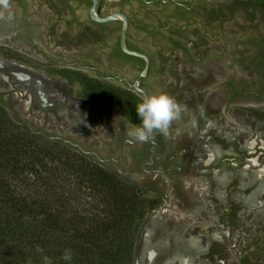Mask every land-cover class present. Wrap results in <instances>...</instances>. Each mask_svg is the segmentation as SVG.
Instances as JSON below:
<instances>
[{
  "label": "flooded vegetation",
  "instance_id": "af4514ba",
  "mask_svg": "<svg viewBox=\"0 0 264 264\" xmlns=\"http://www.w3.org/2000/svg\"><path fill=\"white\" fill-rule=\"evenodd\" d=\"M202 2L207 1L118 0L111 3L118 6L116 11L103 14L102 8L106 1L101 0L98 15L122 12L128 17L127 47L147 54L151 60L149 73L140 83V87L147 94L155 92L156 78L165 76L164 79L169 81L168 77L171 76L170 82L176 88L179 87L181 92L190 95L192 100L202 101L198 103L199 106L195 105L194 109V134L197 135V143L210 152V157H207V160L202 157L200 164L212 165V169L205 172V178L210 184L211 195L221 198L219 224L233 226L235 221L247 224L249 213L261 214L264 218V44L257 43L253 45V51L239 54L242 59L238 62L240 66H232L236 63L231 57L221 61L224 65L219 74L207 67L210 62L206 59L215 55L211 47L201 46L186 34L190 16L202 10ZM7 5L5 7L0 3V81L8 89V81L12 80L14 87L6 91L0 90V95L7 101L6 106L13 116L17 115L12 113L10 99L13 96L10 94H15L16 90L17 99L21 102L29 100L33 106L39 103L45 110L52 108L60 111V99L63 96L54 91L50 77H53L54 73L65 82L75 79L81 87V102L89 104L91 102L82 93V88L91 78L101 83L114 84L119 88H132L130 84L136 79L144 61L136 56L124 57L117 51V48H120V32L110 45L107 59L119 69L134 70L137 73L135 79L131 81L129 76L120 71L108 73L101 69L100 57L95 59L89 56L87 47L93 50L94 46H97L103 51L107 44L110 22L120 23L121 31V21L99 23L90 17L91 0H7ZM124 6L130 7L129 11H126ZM134 6L146 10L160 8L159 11L167 18L166 27L150 23L144 17L131 12ZM133 29L150 38V47H144L136 38H131L130 32ZM57 34L62 37L58 38ZM49 44H53L54 49H65L68 54L62 56ZM170 53L182 54L185 61L181 63L194 70L187 73L180 71L178 63L168 61L167 55ZM225 53L223 50L220 57ZM183 77H186V83H182ZM214 95L224 102L219 114L206 107L207 101ZM100 106L106 109L103 105ZM229 112L235 114L240 122L232 118ZM51 135L103 163V159H99L78 142L62 135ZM261 224L262 222L258 221V226ZM179 242L181 250L189 254L187 257H195L198 264H213L207 261V257L213 259L219 256L216 248L207 249V257H204L202 262L197 259L199 254H202L201 250L192 246L184 237ZM163 246L166 252L160 248L156 253L153 248V254L158 257L149 256L142 263L138 255L135 264H155L153 259L162 261L175 253L169 250L166 243Z\"/></svg>",
  "mask_w": 264,
  "mask_h": 264
},
{
  "label": "trees",
  "instance_id": "16d2710c",
  "mask_svg": "<svg viewBox=\"0 0 264 264\" xmlns=\"http://www.w3.org/2000/svg\"><path fill=\"white\" fill-rule=\"evenodd\" d=\"M82 89L91 103L139 123L134 89L92 78ZM6 105L0 95V264H135L145 220L161 203ZM67 249L70 262L62 259Z\"/></svg>",
  "mask_w": 264,
  "mask_h": 264
},
{
  "label": "water",
  "instance_id": "95a60500",
  "mask_svg": "<svg viewBox=\"0 0 264 264\" xmlns=\"http://www.w3.org/2000/svg\"><path fill=\"white\" fill-rule=\"evenodd\" d=\"M101 0H91L90 17L99 23L110 21H121L120 23L110 22L108 24L107 44L103 51L99 47H87L89 50L90 58L100 57V67L106 72L120 71L125 73L131 78L135 79L137 73L125 68H117L108 62L107 54L110 45L114 43L119 35V45L121 50L131 56H136L144 61V65L138 73L136 79L130 84L140 94H147V92L140 87L141 81L148 75L151 60L149 56L137 50H133L126 45V36L129 29V19L122 12H112L106 16L98 15V7ZM106 3L102 8V13L106 14L109 11H116L118 6L111 4L118 0H105ZM200 4L202 10L197 14L190 16V25L187 27L186 34L190 35L192 39L196 40L201 46L208 45L214 52L212 58H207L206 61L210 62L206 66L214 69L215 71L222 72L221 61L233 58L236 67L240 66L238 62L241 53L245 51H253V45L261 42V36L264 34V7L255 3L232 0H206ZM111 4V5H110ZM126 11L130 7L124 6ZM171 7H169V10ZM160 8H150V10L141 9L137 6L133 7L131 12L137 14L139 17H144L148 22L159 24L166 27L167 18L159 11ZM168 10V11H169ZM46 11V10H45ZM167 11V10H166ZM172 19V18H171ZM168 30V29H167ZM131 38L139 41V44L144 47H150V38L145 37V34L136 32L134 29L130 32ZM58 38L61 35H56ZM258 41V42H255ZM264 44V43H260ZM52 49L55 47L49 44ZM154 48V47H153ZM152 48V50H153ZM249 48V49H248ZM155 49V48H154ZM58 50L62 56L68 53L65 49ZM156 50V49H155ZM226 51L224 56L220 57L222 51ZM230 56V57H227ZM168 61L178 63L180 71L187 73L193 71L187 65L181 62L185 61V57L180 53H170ZM180 62V64H179ZM230 69V68H228ZM186 75V74H185ZM165 76H159L154 80L156 91H164L169 95L175 97L186 109L182 118L174 121L169 129L167 137L154 133L146 142L129 143L127 136L128 129L132 123L125 117L120 118L119 112H106L105 109L96 104H85L88 109V120L86 135L75 139L74 141L81 144L85 149L91 151L99 159H103V163L114 171L129 180L136 183L148 182L143 174H158L159 180L179 181L184 163L182 154L185 150L189 139L194 140L195 128V105L202 101L192 100L186 93L181 92L179 87L176 88L173 83L164 79ZM186 77L182 78V83H186ZM174 82V81H173ZM76 100H81L76 98ZM83 102V101H82ZM223 100L218 96H212L207 101L206 107L219 111L222 108ZM198 104V106H199ZM199 108V107H196ZM241 220V218L239 219ZM258 218H248V223L234 222L232 231L255 236L257 241L262 238L258 243H250V248L264 250V219H259L262 224L258 226ZM149 225H144V228H150ZM143 235V231L141 232ZM144 244V243H143ZM143 247V246H142ZM142 247L141 253H142ZM148 253H154L153 248L151 251L147 249ZM145 253V252H144ZM141 260V259H140ZM137 264H141L137 262Z\"/></svg>",
  "mask_w": 264,
  "mask_h": 264
},
{
  "label": "rangeland",
  "instance_id": "374dc122",
  "mask_svg": "<svg viewBox=\"0 0 264 264\" xmlns=\"http://www.w3.org/2000/svg\"><path fill=\"white\" fill-rule=\"evenodd\" d=\"M49 69L55 70L54 68ZM50 77L54 91L63 96L60 99V111L52 110V108L45 110L39 103L33 106L29 103V100L21 102L17 99L16 93L18 90H16L15 94H10V96H13L10 99L12 113L48 134L62 135L72 140L86 135L89 111L84 103H89L76 100V98H81L80 85L77 84L75 79H68L65 82V80L57 76V73H54V76ZM8 82L7 89L0 81V90L6 91L14 87L12 80ZM17 84L21 86V84ZM105 111L117 112L107 109ZM214 111L219 114V111ZM229 114L236 121L240 122L235 114L231 112ZM122 117L120 114V118ZM196 137L197 135H195L194 140H188L182 154L184 168L179 181L159 180L158 174H143L148 181L146 183L138 184L128 179L138 184L139 188L146 192L147 197L154 198L156 202L161 203L158 208L151 211L145 220V224L151 227H143L142 229L143 235L140 234L139 237L137 256L139 255L142 263L149 257L150 253L147 254L144 251L143 243L147 234L151 233L152 243H161L163 241L167 244V247L169 246V250L175 251L173 255L167 258L180 256L191 264L199 263L195 257L194 259L188 258V253L181 250L179 240L184 237L192 246L202 251V254L200 253L197 257L202 262L204 257H207L205 256L206 250L216 248L219 256L213 259L208 256L207 261L209 263L264 264V250L250 248V243H258L255 236L232 231L231 225L228 226L225 223L219 224L221 198L211 195L210 184L208 179L205 178V172L210 171L212 165L210 163L207 165L200 164L202 157L206 160L207 157H210V152L207 151V148L204 146L202 148L197 143ZM204 152L206 155H203L205 154ZM198 153L201 154L198 155ZM225 198L227 199V197ZM248 218L264 219L261 214L252 215V213L248 214ZM160 246L162 247H158V249H163L164 246ZM141 247L143 253H141ZM164 251L165 249H163ZM155 252L157 253L158 251ZM174 264H179V262L175 261Z\"/></svg>",
  "mask_w": 264,
  "mask_h": 264
},
{
  "label": "clouds",
  "instance_id": "9594fccd",
  "mask_svg": "<svg viewBox=\"0 0 264 264\" xmlns=\"http://www.w3.org/2000/svg\"><path fill=\"white\" fill-rule=\"evenodd\" d=\"M0 3L8 6L7 0H0ZM185 111V107L167 92L141 94L135 105L139 123L128 129L129 143L146 142L154 133L167 137L172 123L180 120ZM62 259L70 262L73 259L72 251L65 250Z\"/></svg>",
  "mask_w": 264,
  "mask_h": 264
},
{
  "label": "bare ground",
  "instance_id": "6f19581e",
  "mask_svg": "<svg viewBox=\"0 0 264 264\" xmlns=\"http://www.w3.org/2000/svg\"><path fill=\"white\" fill-rule=\"evenodd\" d=\"M160 245H165V242L162 241L161 243H158V242L152 243L151 242V233H148L147 236H146V239L144 241V248H145L144 251L147 252L148 251L147 249H149V251H151L152 248H154L155 251H157L158 250V247H162ZM193 245H195V244H193ZM147 254H148V252H147ZM149 256L150 257H152V256L158 257V255H155V254H153L151 252H150V255ZM153 260H155V264H174L175 261H178L179 264H191L188 260H185V259H183L180 256L166 258V259H164L162 261L161 260H158V258L153 259Z\"/></svg>",
  "mask_w": 264,
  "mask_h": 264
}]
</instances>
